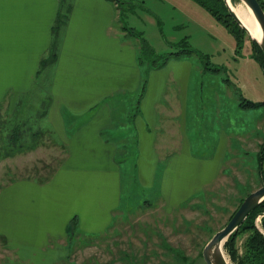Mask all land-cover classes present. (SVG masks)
I'll use <instances>...</instances> for the list:
<instances>
[{
  "label": "rangeland",
  "instance_id": "rangeland-1",
  "mask_svg": "<svg viewBox=\"0 0 264 264\" xmlns=\"http://www.w3.org/2000/svg\"><path fill=\"white\" fill-rule=\"evenodd\" d=\"M113 2L116 27L134 40L142 60L161 63L160 74L175 68L174 60L191 61L182 88L187 121L170 135L160 128L153 158L140 162L138 154L130 152L124 156L127 160L116 162L119 178L103 183L96 178V186L121 188L120 205L112 216L130 223L138 218L131 227L134 233L129 227L121 229L110 241L103 235L94 241L83 235L73 247L92 245L88 250L93 254L72 259L80 264H205V243L264 181V69L249 36L244 34L238 45L229 29L196 0ZM163 85L164 91L181 89L171 79L159 88ZM40 92L33 90L12 109L0 105V186L18 177L44 180L62 157L64 146L56 143L44 120L48 97ZM245 100L260 105L245 108ZM85 182L93 184L91 177L80 176L76 185ZM89 195L117 200L112 190ZM257 222L260 226L261 218ZM247 236L241 232L232 241L238 254L244 252Z\"/></svg>",
  "mask_w": 264,
  "mask_h": 264
},
{
  "label": "crops",
  "instance_id": "crops-1",
  "mask_svg": "<svg viewBox=\"0 0 264 264\" xmlns=\"http://www.w3.org/2000/svg\"><path fill=\"white\" fill-rule=\"evenodd\" d=\"M59 12L66 18L55 31ZM117 16L113 0H0V105L12 109L41 90L48 97L44 120L64 146L47 179L0 186V264H80L72 258L93 254L92 245L73 247L74 240L132 232L138 218L112 216L121 188L96 186V178H119L116 162L130 152L140 162L153 158L160 128L170 135L187 121L182 88L191 61L174 60L175 68L160 74L159 65L139 60ZM170 79L179 91L159 88ZM37 83L45 87L33 88ZM80 176L93 184L76 185ZM96 190H112L117 200L90 197Z\"/></svg>",
  "mask_w": 264,
  "mask_h": 264
},
{
  "label": "trees",
  "instance_id": "trees-1",
  "mask_svg": "<svg viewBox=\"0 0 264 264\" xmlns=\"http://www.w3.org/2000/svg\"><path fill=\"white\" fill-rule=\"evenodd\" d=\"M196 1H198L205 8H207L221 23H223L229 29V31L237 39L238 45H240V43L243 41L244 34H247V33L231 17L223 0H196ZM259 1L261 2L263 9H264V0H259ZM65 18H66V13L62 14L59 12L57 19H56L55 26L53 27V30L56 31L59 25L65 20ZM251 43L253 45V50L255 52V55L264 69V54L257 43L252 42V41ZM53 58H54V54L52 52L48 59L46 60L43 59L41 61V65H44L46 61H50ZM139 60H142V59L139 57ZM145 62H148L150 65H160L161 64L154 60L145 61ZM241 105L244 106L245 108H248V107L259 106L260 104L258 102H254L251 100H245L241 102ZM263 156H264V142L261 145L260 158H262ZM47 178L48 177H46L45 179ZM263 211H264V201L260 203L258 206H256L248 214V216L245 218L243 223L235 231H233L226 239L223 247L224 249L225 248L227 249V252L229 253L231 260L233 261V264H264V234L255 225L256 215ZM260 226L264 230V215L261 216ZM245 231L248 232V236L245 241L244 252H242L241 254H238L236 251L233 250L231 244L234 238L239 233L245 232Z\"/></svg>",
  "mask_w": 264,
  "mask_h": 264
},
{
  "label": "water",
  "instance_id": "water-1",
  "mask_svg": "<svg viewBox=\"0 0 264 264\" xmlns=\"http://www.w3.org/2000/svg\"><path fill=\"white\" fill-rule=\"evenodd\" d=\"M252 11L256 22L259 27L258 36L253 34L237 14L233 11L230 3L227 0H223L225 6L231 17L237 22V24L247 33L250 40L258 44L264 54V9L259 0H241ZM233 3V0H231ZM264 201V181L255 190L249 192L241 201L235 212L225 223L223 227L215 231L208 241L205 243L202 249V256L205 264H230L224 251V243L228 236L235 231L245 220L248 214L260 203ZM264 215V211L260 212L255 217L256 227L264 234V230L259 226L257 219Z\"/></svg>",
  "mask_w": 264,
  "mask_h": 264
},
{
  "label": "bare ground",
  "instance_id": "bare-ground-1",
  "mask_svg": "<svg viewBox=\"0 0 264 264\" xmlns=\"http://www.w3.org/2000/svg\"><path fill=\"white\" fill-rule=\"evenodd\" d=\"M233 11L237 14V16L244 22L247 24V26H249V29L251 30V32L255 35L258 36V32H259V27L258 24L256 22V19L251 11V9L244 3H238V4H234L231 2V0H227Z\"/></svg>",
  "mask_w": 264,
  "mask_h": 264
}]
</instances>
